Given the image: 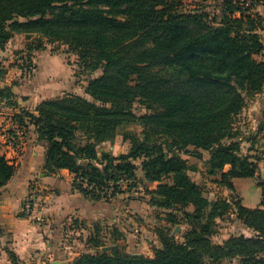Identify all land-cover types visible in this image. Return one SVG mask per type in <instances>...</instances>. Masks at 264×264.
I'll list each match as a JSON object with an SVG mask.
<instances>
[{"label":"trees","instance_id":"1","mask_svg":"<svg viewBox=\"0 0 264 264\" xmlns=\"http://www.w3.org/2000/svg\"><path fill=\"white\" fill-rule=\"evenodd\" d=\"M215 1L210 6L216 14L207 5L183 9V0H0V49L16 35H38L67 44L83 69L101 71L88 83L91 100L66 93L43 101L35 112L15 114L23 134L33 126L43 142L46 173L68 170L74 188L94 202L111 203L143 186L148 203L168 223L179 224L182 214L189 226L183 242L164 227L158 235L162 247L152 257L122 253L118 244L67 264H224L227 258L264 264V180L257 183V208L244 206L241 198L211 200L190 176L198 166L181 155L199 160L209 152L208 173L220 175L232 192L233 179L258 176V158L243 154L236 126L244 94L264 91V60L255 58L264 56L260 20L252 14L256 3ZM4 75L0 71V80ZM0 102L18 107L13 85L0 88ZM136 102L151 113L136 114ZM135 121L143 126L142 138L127 139L128 152H99L124 123ZM17 138L9 130L8 139ZM15 171L0 152V188ZM231 210L255 237L216 244L217 219Z\"/></svg>","mask_w":264,"mask_h":264},{"label":"crops","instance_id":"2","mask_svg":"<svg viewBox=\"0 0 264 264\" xmlns=\"http://www.w3.org/2000/svg\"><path fill=\"white\" fill-rule=\"evenodd\" d=\"M17 38L16 35L14 39ZM40 61L43 70H39ZM71 74L55 57L41 52L31 81L26 76L19 82L9 77L0 81V88L13 85L18 103V107L0 111V152L16 167L14 176L0 188V264H52L55 261L67 264L89 251L91 246L101 251L109 245L115 248L121 242L116 235L117 226L123 218L136 212L131 202H126L123 207L126 211H123L115 203L116 199L108 205L103 200L94 202L86 198L74 188V176L66 169L48 175L44 170V144L38 141L33 126L24 135L14 119L20 109L35 112L43 101L62 96ZM0 103L2 107L5 105ZM9 130L18 135L16 147L8 139ZM235 179V188H239ZM29 194L34 197L33 218L23 215L24 200ZM241 198L244 206L257 208L262 195L260 203L251 207L246 205L243 196ZM96 241L107 244L96 247ZM131 254L153 256L150 250Z\"/></svg>","mask_w":264,"mask_h":264},{"label":"rangeland","instance_id":"3","mask_svg":"<svg viewBox=\"0 0 264 264\" xmlns=\"http://www.w3.org/2000/svg\"><path fill=\"white\" fill-rule=\"evenodd\" d=\"M249 2L256 3L252 14H255L260 20L257 32L264 43V0H249ZM183 4V9H193L199 5H207V10H209L211 14L217 13V9L210 6L212 4H218V1L215 0H183ZM17 37L18 38L14 39L13 42L10 41L4 49H0V71H5L3 80L0 81H4L9 77L12 81L19 82L24 79V76H26L27 80L29 79V81H31L35 76L38 55L43 52L55 57L62 68H67L70 74L72 73V77H70L67 85L68 88H65L66 90L62 96L69 93L91 100L86 89L90 79L101 75L100 70L97 72H89L83 69L80 57L63 42H50L47 38L38 35H17ZM39 42H41L43 46L40 49L37 48ZM255 58L258 61L264 60V56L262 55H256ZM40 64L39 70H43L42 61H40ZM244 95L246 97V105L236 119V126L242 133L243 154L258 158L259 171L256 178L235 179V183L240 187H237L236 191L232 192L220 183V175H210L208 173L207 161L210 157L209 152L202 151L203 157L199 160L191 155H185L183 153H181V155L198 166V171L190 172V176L200 185L209 199H227L233 203L243 196L245 200H247L246 205L251 207L254 204L260 203L261 190L257 186V183L259 180H264V91L249 96L246 94ZM6 107L8 106L3 105L2 107L0 103L1 112ZM134 111L138 115H142L146 112L151 113L139 102L135 103ZM142 131L143 126L137 121L124 123L120 127L113 143L106 142L101 144L99 146V152H111L113 155L126 153L131 148V142L127 139H132L135 136L142 138ZM81 135L83 139H86L84 134ZM190 150H193V148L191 147ZM138 163L140 165L141 161ZM139 173H141L140 170ZM245 183L247 184L245 185ZM148 199L149 196L145 193L143 186H140L139 189L137 188L121 194L115 200V203L119 204L120 209H123V211H126V209L123 208L126 202L133 203V207L136 211L134 214H130L128 217L123 218L116 228L119 231L116 235L121 239L119 247L122 253L136 251L147 252V250H150L154 255V249L157 246H159V248L162 247L158 235L164 227H166L165 232L176 242L184 241V236L189 226L186 224L182 214H177L180 219L179 224L175 225L173 223H168L165 219V213L161 209L149 205L147 203ZM111 203H108V205ZM190 209L192 210L193 208L190 207L189 210ZM178 226L179 228L177 229ZM216 229L217 232L212 238L213 242L216 244H223L230 237H239L242 235L246 237H255V232L249 229L237 217L233 210L223 218L217 219ZM89 248V251L83 253L90 252L94 254L99 251V249H94L92 246ZM111 250L112 249L108 251ZM223 263L241 264V259L227 258Z\"/></svg>","mask_w":264,"mask_h":264},{"label":"built area","instance_id":"4","mask_svg":"<svg viewBox=\"0 0 264 264\" xmlns=\"http://www.w3.org/2000/svg\"><path fill=\"white\" fill-rule=\"evenodd\" d=\"M11 145L16 146L17 141L11 139ZM34 197L32 194H29L26 199L24 200V207H23V215L26 218H33L34 215Z\"/></svg>","mask_w":264,"mask_h":264},{"label":"water","instance_id":"5","mask_svg":"<svg viewBox=\"0 0 264 264\" xmlns=\"http://www.w3.org/2000/svg\"><path fill=\"white\" fill-rule=\"evenodd\" d=\"M179 228V226L177 227V229ZM114 247L113 246H109V247H104L103 248V252H107L108 250L110 249H113ZM135 255H140V254H135ZM52 264H61L60 261H55L53 262Z\"/></svg>","mask_w":264,"mask_h":264}]
</instances>
